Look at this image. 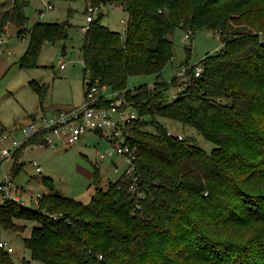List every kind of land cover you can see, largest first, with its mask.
<instances>
[{
	"label": "trees",
	"instance_id": "obj_1",
	"mask_svg": "<svg viewBox=\"0 0 264 264\" xmlns=\"http://www.w3.org/2000/svg\"><path fill=\"white\" fill-rule=\"evenodd\" d=\"M83 1L127 13L124 37L99 14L84 30L80 52L90 84L117 94L99 104L122 99L119 108L133 111L123 137L134 153L136 189L125 172L103 190L94 169L95 191L83 204L54 193L44 178L48 193L37 209L0 206V228L20 233L16 220L35 222L24 245L42 264H264V0ZM10 2L0 11V35L10 24L22 35L27 2ZM65 26L37 21L19 66L35 67L43 42L62 37ZM177 29L191 32L190 39L214 31L222 49L199 61V77L188 57L183 77L166 83L161 72L173 59L169 37ZM141 75L156 76L152 88L129 90L128 78ZM31 87L41 108L44 88ZM170 87L180 89L171 100ZM158 119L195 129L215 148L206 153L190 138L168 135ZM23 149L12 177L22 169ZM0 264H14L11 253L0 249Z\"/></svg>",
	"mask_w": 264,
	"mask_h": 264
},
{
	"label": "rangeland",
	"instance_id": "obj_2",
	"mask_svg": "<svg viewBox=\"0 0 264 264\" xmlns=\"http://www.w3.org/2000/svg\"><path fill=\"white\" fill-rule=\"evenodd\" d=\"M24 9L26 22L19 35V29L10 24L6 25L0 37V134L9 131L13 126L25 125L29 122L31 113L39 117L50 116L57 109L67 110L79 106L83 101V80L89 79L83 73V62L80 47L84 38L83 27H87L85 20L86 3L83 0L74 2L25 0ZM50 4L55 10H46L39 18V10H44L45 4ZM11 5L10 0H0V11ZM101 15L100 23L110 31L121 33V21L127 20V13L118 5L107 4L99 8L96 19ZM39 21L44 24H64V35L53 42L44 41L36 60V66L22 68L19 59L26 51L29 41V30ZM23 32L24 35L23 36ZM185 32L175 30L169 37L173 44V59L161 72L160 80L169 83L181 70L188 59L189 65H196L206 55H212L222 49L219 35L214 31H196L190 40L183 41ZM190 48V55L186 49ZM60 65L64 68L60 69ZM156 80L154 75L132 76L128 78L127 88L133 90L138 86H151ZM31 82L44 88V97L41 101L43 110H40L39 100L31 87ZM179 88L170 87V100L179 93ZM100 94L108 98L110 92L101 90ZM127 113L133 111L125 110ZM37 116V117H38ZM145 122L149 118H144ZM165 129L183 139L190 138L194 144L210 153L215 146L205 140L195 129L178 122L158 119ZM21 124V125H20ZM144 130L154 132L151 125L144 126ZM16 136L20 139L19 133ZM84 135V134H83ZM78 142V141H77ZM70 146H64L62 141H56L55 147L27 148L22 151L17 164L22 169L13 177L14 183L23 190V202L26 208L36 210L38 201L36 195L48 193L43 184L44 178L52 181L53 192L83 204H88L94 194L95 187L91 178L94 169L98 170L97 186L103 190L108 182L119 179L127 170L128 165L117 156L100 159L99 154L112 148L109 141L94 133H85L82 139ZM40 167L37 173L31 162ZM23 162V163H22ZM115 163V165H113ZM14 160L9 158L0 163V180L13 172ZM116 167V171H115ZM18 226L23 227L20 233L4 231L0 228V241H5L12 247L11 257L14 264H42L30 257V252L24 245V239L30 236L32 228L37 224L33 221L16 220Z\"/></svg>",
	"mask_w": 264,
	"mask_h": 264
},
{
	"label": "built area",
	"instance_id": "obj_3",
	"mask_svg": "<svg viewBox=\"0 0 264 264\" xmlns=\"http://www.w3.org/2000/svg\"><path fill=\"white\" fill-rule=\"evenodd\" d=\"M45 9L39 13V18L45 13L46 10H55L49 3L44 5ZM99 8L88 6L86 8V23L89 24L95 20L94 15L98 14ZM123 28L121 30V36L126 35V22L121 21ZM84 30L86 28H83ZM191 32H185L183 41L190 39ZM3 43V39L0 37V45ZM64 66L60 65V69ZM202 72L201 66L197 63L194 68L195 77H199ZM185 70H181L176 74L178 77H183ZM84 95L82 103L69 110H59L52 115L46 117H34L27 124L18 126L9 131H5L0 134V163L9 158L14 159L15 154L20 147L27 148H46L55 147L56 141H62L64 146H70L73 143L79 141L80 137L85 133H94L101 138L106 139L112 145V148L106 149L103 153L99 154L100 159H106L108 157L117 156L124 163L128 165L126 172L127 180L132 178V184L130 186L131 192L136 189V182L138 177L133 175L135 167L134 153L124 144L123 129L125 125L135 118L134 114L122 111L119 107L122 104V99H119L115 103H111L108 107H102L99 101L104 98L96 85L90 84L89 79L83 81ZM152 88V86H151ZM117 94L110 93L107 99L115 98ZM17 133L21 136L17 139ZM168 135H173L170 131ZM178 140H181L180 135H176ZM21 158H19V160ZM23 163V162H22ZM31 165L35 167L37 173H40V167L36 162H31ZM113 165H115L113 163ZM116 171V167H115ZM23 190L14 183V179L10 175H5L0 180V206L5 205L8 202H12L18 205H24L22 198ZM41 198V195L37 194L35 201ZM0 249L8 253H12V247L5 241H0Z\"/></svg>",
	"mask_w": 264,
	"mask_h": 264
},
{
	"label": "crops",
	"instance_id": "obj_4",
	"mask_svg": "<svg viewBox=\"0 0 264 264\" xmlns=\"http://www.w3.org/2000/svg\"><path fill=\"white\" fill-rule=\"evenodd\" d=\"M42 10H39V12L38 13H40ZM43 15H44V13L42 14V16L40 17V18H42L43 17ZM83 28H85V27H83ZM83 31H84V29H83ZM75 108V107H74ZM69 109H71V108H68L67 110H69ZM40 110H43V108L41 107V109ZM59 110H63V109H57V110H55L53 113H55V112H57V111H59ZM52 113V114H53ZM38 115L37 114H35V113H31L30 115H29V121L30 120H32L34 117H37ZM21 125V124H20ZM19 126V125H18ZM18 126H13V128L12 129H14V128H16V127H18ZM85 135V134H84ZM84 135H82L81 137H80V139H79V141L82 139V137L84 136ZM78 141V142H79ZM77 142V143H78ZM22 155V154H21ZM121 160V159H120ZM123 162V161H122ZM115 164V163H114ZM92 176V175H91ZM13 178V177H12ZM8 243V242H7ZM9 245V244H8Z\"/></svg>",
	"mask_w": 264,
	"mask_h": 264
},
{
	"label": "water",
	"instance_id": "obj_5",
	"mask_svg": "<svg viewBox=\"0 0 264 264\" xmlns=\"http://www.w3.org/2000/svg\"><path fill=\"white\" fill-rule=\"evenodd\" d=\"M64 31L66 32V29H64Z\"/></svg>",
	"mask_w": 264,
	"mask_h": 264
}]
</instances>
